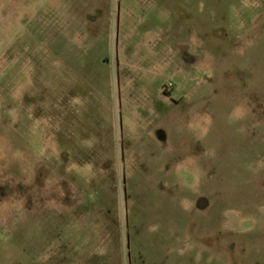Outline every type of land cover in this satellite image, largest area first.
<instances>
[{
    "label": "rangeland",
    "instance_id": "374dc122",
    "mask_svg": "<svg viewBox=\"0 0 264 264\" xmlns=\"http://www.w3.org/2000/svg\"><path fill=\"white\" fill-rule=\"evenodd\" d=\"M0 264H264V0H0Z\"/></svg>",
    "mask_w": 264,
    "mask_h": 264
}]
</instances>
